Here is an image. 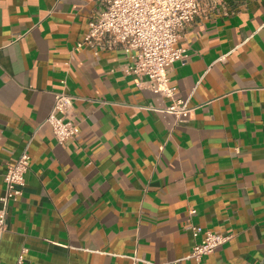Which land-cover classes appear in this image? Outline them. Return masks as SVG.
<instances>
[{
    "label": "crops",
    "instance_id": "0c3cea01",
    "mask_svg": "<svg viewBox=\"0 0 264 264\" xmlns=\"http://www.w3.org/2000/svg\"><path fill=\"white\" fill-rule=\"evenodd\" d=\"M98 9L0 0V197L29 155L0 264L21 248L22 264H264V0H205L180 33L181 123L120 50H74ZM62 80L79 135L58 144L44 121ZM191 225L231 239L195 263Z\"/></svg>",
    "mask_w": 264,
    "mask_h": 264
},
{
    "label": "built area",
    "instance_id": "2783aa9c",
    "mask_svg": "<svg viewBox=\"0 0 264 264\" xmlns=\"http://www.w3.org/2000/svg\"><path fill=\"white\" fill-rule=\"evenodd\" d=\"M205 0H97L98 11L88 23V30L74 50L83 47L99 51L118 49L124 60L123 72L134 76L137 85L147 84L154 94L170 100L164 110L175 117L177 123L187 120L191 113L185 102L176 99L177 89L169 84V70L176 62L186 58V49L176 47L180 33L202 14ZM67 92L66 81L54 95L52 109L44 124L50 126L58 144L74 141L79 129L74 124V102ZM156 111V110H155ZM29 168L28 150L7 167L4 192L0 197V240L6 233V215L11 204L22 196L24 176ZM194 215L195 211L190 210ZM196 240L189 258L195 263L226 244L231 235L190 226ZM26 249L21 248L16 264H22ZM139 260L133 258L134 264Z\"/></svg>",
    "mask_w": 264,
    "mask_h": 264
}]
</instances>
